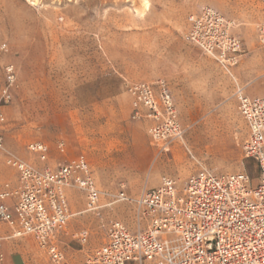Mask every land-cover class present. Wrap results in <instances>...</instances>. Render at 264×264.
Segmentation results:
<instances>
[{"label": "rangeland", "instance_id": "374dc122", "mask_svg": "<svg viewBox=\"0 0 264 264\" xmlns=\"http://www.w3.org/2000/svg\"><path fill=\"white\" fill-rule=\"evenodd\" d=\"M234 1L0 0V111L6 151L37 170L56 169L82 157L102 193L95 215L84 212L86 200L80 191L66 189L73 215L68 232L89 233L84 247L69 236L61 238V248L74 263H82L105 242L112 222L134 231V200L158 187L162 177L177 180L181 187L202 170L245 172L256 186L255 163L243 154L248 131L234 98V83L184 39L188 16L202 8L229 20L217 8L231 7L242 21L246 6L243 9L241 2L253 3L259 11L254 22L234 25L246 29L248 39L236 36L243 54L233 74L242 86L253 81L247 85L248 96L263 97L259 28L264 27V0ZM7 66L13 67L15 81L4 104ZM159 80L170 90L183 131L182 141L168 151L151 139L147 122L132 119L125 93L129 84ZM35 142L49 149L43 161L28 149ZM4 183L15 186L17 175L0 161V187ZM120 191L127 201L115 202L113 196ZM33 247L40 252L34 241ZM39 260L45 264V255Z\"/></svg>", "mask_w": 264, "mask_h": 264}, {"label": "built area", "instance_id": "2783aa9c", "mask_svg": "<svg viewBox=\"0 0 264 264\" xmlns=\"http://www.w3.org/2000/svg\"><path fill=\"white\" fill-rule=\"evenodd\" d=\"M186 23L185 41L215 61L234 83V98L248 131L243 154L255 163L257 184L245 172L202 170L181 187L177 180L162 177L158 187L143 191L134 200V231L120 221L112 222L105 242L80 264H264V96H248L247 86L234 77L243 46L232 34V21L204 7L188 16ZM259 40L264 42V27L259 28ZM5 72L4 104L10 100L15 81L12 66ZM125 93L132 119L149 124L148 134L161 151L182 141L183 131L164 81L132 83ZM3 129L0 111V161L17 175L15 186L4 183L0 187V223L11 230L7 236L0 235V248L6 240L30 237L45 255V264H76L65 255L61 238L69 236L84 247L89 233L68 232L73 215L66 189L75 188L84 195V212L99 214L102 193L89 164L78 157L56 169L37 170L6 151ZM28 149L42 161L49 152L40 142L31 143ZM58 149L63 150V145ZM113 198L115 202L128 200L122 191ZM0 264H4L1 254Z\"/></svg>", "mask_w": 264, "mask_h": 264}, {"label": "crops", "instance_id": "0c3cea01", "mask_svg": "<svg viewBox=\"0 0 264 264\" xmlns=\"http://www.w3.org/2000/svg\"><path fill=\"white\" fill-rule=\"evenodd\" d=\"M234 2L236 3L237 1ZM235 3L234 6H236ZM241 3L243 4V9L245 8V6L247 8V9L245 8V11H243L244 20L242 21H246L245 23H247L248 20L249 22L250 21L254 22L255 18L258 17V13H259V11L255 9V5L253 3L250 4L246 2L245 3L241 2ZM215 7L217 8V6ZM217 9H219V11L223 15L228 17V19L231 20L234 23V25H236L235 24L236 21L242 23V21L237 16H235L234 13L231 11V7L220 6ZM237 28L233 29L232 32L233 35L239 37L240 34L243 35L245 39H248L247 37L248 35L246 32L247 30L244 28H238V29ZM252 82L253 81H250L249 83L246 84V86L251 84ZM252 97H262V96L253 95ZM10 231L11 230L7 225L0 223L1 236L9 235ZM0 254L3 256L4 264H41L39 257H42V255H44L41 251L38 252L37 249L35 250V248L33 247V241L27 238L4 241L2 247L0 248Z\"/></svg>", "mask_w": 264, "mask_h": 264}]
</instances>
